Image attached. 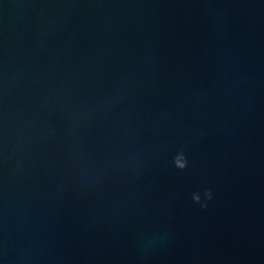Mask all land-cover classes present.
I'll return each mask as SVG.
<instances>
[{
    "label": "water",
    "instance_id": "water-1",
    "mask_svg": "<svg viewBox=\"0 0 264 264\" xmlns=\"http://www.w3.org/2000/svg\"><path fill=\"white\" fill-rule=\"evenodd\" d=\"M0 264H264V0H0Z\"/></svg>",
    "mask_w": 264,
    "mask_h": 264
},
{
    "label": "clouds",
    "instance_id": "clouds-1",
    "mask_svg": "<svg viewBox=\"0 0 264 264\" xmlns=\"http://www.w3.org/2000/svg\"><path fill=\"white\" fill-rule=\"evenodd\" d=\"M174 166L177 167L179 170L183 171L187 167V157L185 156L183 151H179L176 156L173 158ZM203 202L201 199L200 193H193L192 194V200L200 204L202 208L207 207V201H210L213 198V194L211 189H205L203 191Z\"/></svg>",
    "mask_w": 264,
    "mask_h": 264
}]
</instances>
